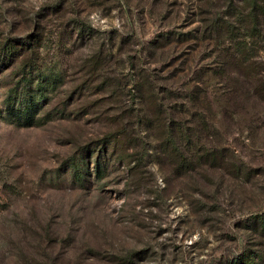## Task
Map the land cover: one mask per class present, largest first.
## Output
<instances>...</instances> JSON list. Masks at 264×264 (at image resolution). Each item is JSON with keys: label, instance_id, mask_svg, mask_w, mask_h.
<instances>
[{"label": "rangeland", "instance_id": "374dc122", "mask_svg": "<svg viewBox=\"0 0 264 264\" xmlns=\"http://www.w3.org/2000/svg\"><path fill=\"white\" fill-rule=\"evenodd\" d=\"M253 12L251 0H0V111L24 74L54 84L45 123L0 117V264H231L246 246L264 264L251 221L264 214V91L233 37L264 76ZM224 16L234 35L217 31ZM173 122L193 135L178 152ZM113 137L107 176L75 181L70 159L92 162Z\"/></svg>", "mask_w": 264, "mask_h": 264}, {"label": "trees", "instance_id": "16d2710c", "mask_svg": "<svg viewBox=\"0 0 264 264\" xmlns=\"http://www.w3.org/2000/svg\"><path fill=\"white\" fill-rule=\"evenodd\" d=\"M252 1V8L254 9L253 14L249 15L251 22V29L249 28L248 31L250 32L248 35V38L257 40L261 37V35L264 36V29L261 28V15L259 12L264 8L263 3L261 4L259 0H251ZM259 8V11H258ZM257 12V14H256ZM226 16L221 18V21L217 23L216 29L217 31L220 30L218 26L225 25V28L227 30V34L234 35L236 32L235 30L231 29L230 23L227 24L226 22ZM215 29V30H216ZM232 37V36H231ZM234 38L238 39V42L235 44V47L237 48L238 53L236 55H240L239 57L242 59L243 65L246 67V62L248 64V69L250 74H252V77L256 78V81L258 82V90L264 91V76H262V68L257 63H253L248 59L249 57V49L248 47L249 42L248 41H241L239 40L238 36H233ZM29 44V43H28ZM32 48H36L35 42L31 44ZM17 47H10L11 55H13L14 50H16ZM225 67H228L230 65V62H225ZM27 63H25L24 66H26ZM28 66H32L31 64H28ZM26 71V69H25ZM33 72L30 71L31 75L24 74L23 77H21L20 81L16 86L18 87L20 83L24 80V94L21 96H15L13 100L8 103L6 101V106L3 110L0 111V117H2L4 120L13 121L19 125L22 126H34L45 123L47 120L46 117H39V114L43 110L44 106L47 104L49 100L48 93L50 89L54 86V84L50 81V77H43V75L38 74L37 77L32 75ZM34 84H37V88L34 89ZM50 87V88H49ZM22 88V86H21ZM16 90V89H15ZM12 90L10 91V98L13 95L11 94ZM196 101V100H194ZM173 121H176L173 117ZM194 121L197 123L201 122L203 120V117L200 114H196L194 116ZM186 123L177 125L176 122H173L169 125V133H170V139H171V146H173V150L176 152L181 150V140L183 139H191L193 136L191 133V129H186ZM118 140V137H113L109 141H105L102 149L98 150V154L96 155L95 159L91 162L93 158V152L89 154V152H84L81 156L74 157L70 159V170L72 172V176L74 177V180L77 181L80 184H87L91 183L94 178L96 181H102L108 174V171L111 169L112 163L114 162V157H110L109 160H107V155L109 152V147L112 146V143ZM193 142L191 146H188V149H194L197 147V144L199 145V142L191 141ZM115 145V144H114ZM193 146V147H192ZM206 157L208 159H211L209 161L212 162V164L215 165L216 160H218V155L214 154L211 150H206ZM95 155V154H94ZM106 158V159H105ZM124 156L118 160V162H123ZM118 159V158H117ZM202 160V159H201ZM107 161V162H106ZM184 160H182L181 164L184 165ZM187 163H189L187 161ZM186 163V164H187ZM180 164V165H181ZM181 165V167H182ZM94 175V176H93ZM94 183V182H93ZM92 185V183H91ZM252 223L254 225V229L257 227L259 228V231L264 232V214H260L258 216H255L254 218H251ZM246 246V245H245ZM262 256L258 253H253L250 251L247 246L246 248L241 249L238 251V253H234L233 258H231V264H259V262L262 260Z\"/></svg>", "mask_w": 264, "mask_h": 264}]
</instances>
